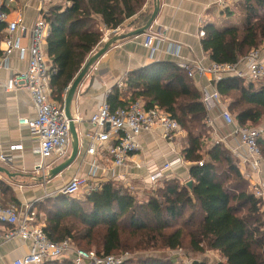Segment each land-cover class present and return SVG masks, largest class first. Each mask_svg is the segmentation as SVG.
I'll list each match as a JSON object with an SVG mask.
<instances>
[{
    "label": "trees",
    "instance_id": "1",
    "mask_svg": "<svg viewBox=\"0 0 264 264\" xmlns=\"http://www.w3.org/2000/svg\"><path fill=\"white\" fill-rule=\"evenodd\" d=\"M150 5V0H61L50 5L45 20L50 25L46 52L55 70L50 78L52 98L62 100L87 58L98 49L103 36L100 24L106 29L120 27V31L140 27L150 16ZM238 8L239 24L203 25L201 45L210 60L234 63L264 44V0H242ZM128 18L133 19L125 24ZM2 29L0 23V39ZM215 87L229 101L228 110L239 125L264 120V85L227 76ZM132 100H141L146 109L158 106L186 131L180 155L189 163L191 187L171 177L141 199L135 190L112 180L99 183L80 198L58 193L36 204L46 235L54 241L69 237L77 247L103 254L180 248L216 252L225 264H264L263 203L250 190L231 151L218 142L207 145L208 109L187 72L172 61H155L129 71L123 88L113 87L107 102L114 109ZM257 144L264 158V133ZM40 264L72 263L54 259ZM123 264L177 261L147 256Z\"/></svg>",
    "mask_w": 264,
    "mask_h": 264
},
{
    "label": "built area",
    "instance_id": "2",
    "mask_svg": "<svg viewBox=\"0 0 264 264\" xmlns=\"http://www.w3.org/2000/svg\"><path fill=\"white\" fill-rule=\"evenodd\" d=\"M52 0H37V16L31 25L23 22L22 9L27 6L22 0H0V23L4 25L3 47L0 49V70L8 68V56L16 50L20 59H26V68L23 71L13 72L7 79L1 81L0 87L5 92L20 88L25 89L30 97L34 109L33 117H19L18 124L26 126L37 142L36 152L39 162L36 170L49 167L46 159L53 157V162L63 161L70 152V135L68 120L65 117L63 105L51 96L50 78L55 73L52 62L46 52V38L50 32V25L45 20V15ZM240 2L242 0H234ZM68 3V2H67ZM224 4L223 1H220ZM151 28V27H150ZM144 32L143 45L149 50V56L159 50L160 43L166 37L162 33L151 31ZM103 32L99 45L108 37L120 32V27L106 29L100 26ZM28 34L26 46L21 45V35ZM199 36L204 32L199 30ZM178 47L172 52L178 56ZM177 66L184 69L187 75L210 76L213 89L209 92L200 87L201 100L210 110L214 103L221 105L220 117L234 127L238 136L237 157L241 164L249 167L250 174L259 176L262 171L263 157L257 144V138L264 133V124L261 127L251 125L241 126L228 110L227 100L216 90L215 83L223 77L235 76L245 83L264 82V56L261 48H253L246 55L234 63L215 62L210 60L207 65L200 61L192 64L178 62ZM264 84V83H263ZM122 84L120 83V86ZM110 93V91L108 92ZM97 109L90 115L89 121L95 127L92 134H86L89 144L86 153L89 155H102L111 158L113 166H123L133 153L140 150L141 144L138 136L141 133H153L166 141H174L181 133L182 128L178 121L169 113L154 105L145 108L141 100H132L126 106L112 109L107 102V95ZM76 121V119H75ZM211 124L210 121H208ZM22 144L9 145L10 150L21 149ZM242 152H239L241 151ZM1 160L8 161L6 155L0 154ZM201 164V162H199ZM176 164H185L180 153L156 171L147 175V188H153L164 178V172ZM95 168V166L92 164ZM138 166V164H136ZM122 179H124L122 177ZM96 185L88 184V176L73 175L59 188L58 192L64 195H75L81 190L90 192ZM133 190L132 185H125ZM251 190L255 197L260 198L264 206V181L253 182ZM0 222L7 223L10 228L3 234L6 239L20 238L29 241V250L21 257L15 258L11 264H40L54 259H66L72 264H123L132 258L129 251L116 254L97 253L95 250L77 247L69 237L54 241L43 230V223L37 221V214L26 205L21 216L14 204L3 205L0 202ZM175 260L189 262L182 249L170 250Z\"/></svg>",
    "mask_w": 264,
    "mask_h": 264
},
{
    "label": "crops",
    "instance_id": "3",
    "mask_svg": "<svg viewBox=\"0 0 264 264\" xmlns=\"http://www.w3.org/2000/svg\"><path fill=\"white\" fill-rule=\"evenodd\" d=\"M22 1L28 3L22 11L23 22L29 26L37 16V0ZM60 1L52 0L50 5ZM150 2L151 7L148 10L151 12L153 3L152 0ZM238 3L234 0H159V11L150 30L165 35V41L160 43L159 50L150 57L149 50L143 45L145 35L141 33L112 45L98 58L88 73L89 76L94 77L92 84L89 85V76L84 78L72 100L71 111L76 119L75 126L79 136L78 155L71 165L52 178L47 176V171L60 162H53L54 158L49 157L46 159L49 167L37 171L35 166L40 159L36 152L37 142L29 129L19 125L17 121L19 117H33L35 114L28 92L23 88L5 92L0 87V154L9 158L8 161L0 159V167L8 172L0 171V202L5 206L14 204L21 216L26 205H31L37 214L36 204L58 194L59 188L73 175L88 176L89 185L97 186L101 182L112 180L124 187L132 185L135 190L147 187V175L159 169L164 162L174 159L178 152L180 153L178 145L185 137V131L183 130L176 138L179 140L178 143H175L176 139L166 141L153 133H141L138 136L140 150L129 156L125 165L113 166L111 158L107 155L86 153L89 144L86 134L95 131L89 117L113 87L123 88L126 74L133 69L155 61H172L176 64L181 61L190 64L200 61L203 65H207L210 59L202 48L199 30L206 23L217 26L216 22L229 21L239 14ZM131 19L133 18H128L125 24ZM130 29L126 28L125 31ZM3 36L4 29L1 32L0 49L3 47ZM20 41L21 45L26 46L28 34H22ZM177 47L179 53L175 56L172 52ZM262 54L264 56V50ZM25 68L26 59H20L18 52L13 50L8 56V68L0 70V80L3 81L13 72L23 71ZM191 79L199 91L200 87L212 91L210 76H195V79ZM64 94L65 92L62 94V100L55 99L62 105ZM228 103L227 100V105ZM220 110L221 105L217 103L208 110L207 122H211V139L223 144L238 159V166L248 184L250 183L249 187H252L255 181H264V165L263 172L259 176H254L250 174L249 167L241 164L240 158L236 155L238 136L234 133V127L221 119ZM19 143L22 144L21 149L8 148L11 144ZM188 168V162L176 164L164 172L163 179L176 177L182 183H186L190 180ZM37 221L43 223L41 214H37ZM9 228V224L0 222V264H11L15 258L23 256L29 250V241L17 237L10 239L3 237Z\"/></svg>",
    "mask_w": 264,
    "mask_h": 264
},
{
    "label": "water",
    "instance_id": "4",
    "mask_svg": "<svg viewBox=\"0 0 264 264\" xmlns=\"http://www.w3.org/2000/svg\"><path fill=\"white\" fill-rule=\"evenodd\" d=\"M152 3L153 5L150 16L142 26L130 29L128 31L118 32L108 37V39H106V41H104V43L87 58L86 62L84 63L80 71L76 74L74 79L66 88L63 97V110L65 117L68 120L69 135H70V152L68 156L58 165L48 169L47 171L48 177L52 178L57 174L61 173L64 169H66L69 165L72 164V162L76 159L78 155L79 136L75 126V119L72 115L71 105H72L73 97L77 92L79 85L81 84L84 78L89 76L88 73L92 69L93 65L96 63L98 58L102 56L112 45L128 37H132L144 33L151 27L159 11V0H152ZM93 78L94 77L92 75L89 76V85L92 84ZM0 171H4L5 173H8L3 167H0ZM185 184L190 188L192 185V181L188 180L186 181ZM218 264H222V263H218Z\"/></svg>",
    "mask_w": 264,
    "mask_h": 264
},
{
    "label": "rangeland",
    "instance_id": "5",
    "mask_svg": "<svg viewBox=\"0 0 264 264\" xmlns=\"http://www.w3.org/2000/svg\"><path fill=\"white\" fill-rule=\"evenodd\" d=\"M237 10H238L239 14H236V16L232 17L227 22H224V23L223 22H221V23L216 22L217 26L221 28V27H225V26H229V25L239 24V21L241 19V13L239 11V8ZM230 14H232V13H230ZM101 45H99L97 48H99ZM259 48H261V50H264V44L259 46ZM262 84L256 83V85H262ZM207 124H208L207 128L210 131L211 130V124H209L208 122H207ZM262 124H264V120H262L257 125H253V126L261 127V126H263ZM182 130H184V129L182 128ZM185 133H186V131H185ZM207 136L210 137L209 141L206 139V143H207V145H209L211 142H214V141L211 139L210 133H207ZM178 142H179V140L176 139L175 143H178ZM179 147H180V144L178 145V148ZM263 165H264V158H263ZM263 165H262V168H263ZM262 172H263V170L261 171V173ZM160 184H161V182L157 183L156 185L153 186V188H151V187H149V188L140 187L139 189L135 190V188H134L133 190H135L137 192L136 193L137 197L141 199L146 194L150 193L152 189L156 188ZM249 185H250V183H249ZM249 188L251 190V187H249ZM85 193H87L86 190H81L78 193H76L74 196L80 198V197H83L85 195ZM127 249H129V248H127ZM183 251H184L186 258L189 259V262H183L184 264H193V263H204V264L222 263V264H225V260L223 258H221L216 252H213V251H204V252H200V253L192 252V251L186 250V249H183ZM130 253H131L133 259H137V258H141V257H147V256L171 257L173 255L169 250H157V251H155L154 249L144 250L143 248H136V250H133V251L130 250ZM177 264H182V261L180 259L177 260Z\"/></svg>",
    "mask_w": 264,
    "mask_h": 264
}]
</instances>
